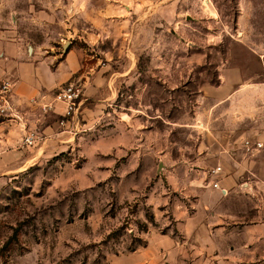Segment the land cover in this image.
Returning <instances> with one entry per match:
<instances>
[{
    "label": "rangeland",
    "instance_id": "rangeland-1",
    "mask_svg": "<svg viewBox=\"0 0 264 264\" xmlns=\"http://www.w3.org/2000/svg\"><path fill=\"white\" fill-rule=\"evenodd\" d=\"M242 1L0 0V47L77 64L0 118V264H264V181L211 173L203 138L229 63L263 60L236 45ZM248 6L264 31V0ZM73 82L83 99L62 125V104H41Z\"/></svg>",
    "mask_w": 264,
    "mask_h": 264
},
{
    "label": "crops",
    "instance_id": "crops-1",
    "mask_svg": "<svg viewBox=\"0 0 264 264\" xmlns=\"http://www.w3.org/2000/svg\"><path fill=\"white\" fill-rule=\"evenodd\" d=\"M242 3L245 7L237 17L240 39L236 45L244 52L262 54L263 60L253 70L245 71L232 63H229L232 67L224 68V73L229 71V67L234 70L224 74L219 88L224 89V93L218 94L214 101L203 138L205 148L213 152V163L222 166L223 170L225 165L228 166L234 179L244 176L246 180L264 181V31H257L246 24L254 14L247 10L249 0ZM121 6L120 2H114L109 9L111 12L120 11ZM7 44L0 47V79L13 84L16 102L20 108L27 110V114L34 108L30 106V98L44 96L42 101L48 99L71 71L76 70L77 64L68 57L59 60L54 69L52 59H41L40 46L26 47L18 41ZM6 126L5 122H0V131ZM7 137L6 133L0 132V150L4 148ZM247 139L259 141L263 147L253 154L247 153ZM222 182L227 184L226 179Z\"/></svg>",
    "mask_w": 264,
    "mask_h": 264
},
{
    "label": "built area",
    "instance_id": "built-area-1",
    "mask_svg": "<svg viewBox=\"0 0 264 264\" xmlns=\"http://www.w3.org/2000/svg\"><path fill=\"white\" fill-rule=\"evenodd\" d=\"M14 87L13 84L8 80H0V118L5 117L4 119H9L15 121L20 119V109L16 105L13 99ZM83 99V91L80 86L75 82L66 84L61 87L54 95L55 102H48L41 104V107L44 111H57L56 104H62L61 123L70 122V118H73L77 111L78 106ZM35 101V100H33ZM56 105V106H55ZM2 119V120H4ZM39 130L26 128L23 137L22 143L24 146L31 147L36 146L39 143V140L42 137L39 135ZM263 147V143L259 141H251L247 139L245 141V149L247 153L253 154L256 150H259ZM222 170V167L217 166L211 170V173L217 174ZM214 187L220 188L219 182H214Z\"/></svg>",
    "mask_w": 264,
    "mask_h": 264
}]
</instances>
